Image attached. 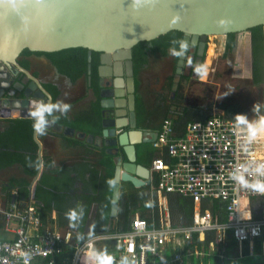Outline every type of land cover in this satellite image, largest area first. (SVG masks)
<instances>
[{
	"label": "crops",
	"instance_id": "1",
	"mask_svg": "<svg viewBox=\"0 0 264 264\" xmlns=\"http://www.w3.org/2000/svg\"><path fill=\"white\" fill-rule=\"evenodd\" d=\"M42 56L21 55L20 57H22V63L29 64V73L41 83L51 96L52 102L45 100L46 98L44 101H36L38 102V117L33 118L34 122L17 121L23 118H8L12 120L9 122L7 119L0 118V209H6L11 204L18 207L34 204L41 221V210L47 212L46 223L42 221V225L48 231L58 234L70 232L73 244L95 235L123 234L129 230L133 218L146 220L150 228L155 227L166 216L169 217L173 226L187 227L190 225L193 212L198 210L197 206L192 207L190 221L187 220V215L183 210L177 211V214L172 216L169 214L166 194L156 192V184L153 183L155 175L150 172V168L153 159L159 156L160 151L154 149L151 143L136 146L139 153H142V163L147 164L148 178L139 188L127 182H120L117 208L113 213L111 212L114 157L108 151L110 146L103 144L104 138H101L98 146L95 144V138L102 137L104 130L103 111L100 108V129L97 134L91 133L97 129L96 126H91L81 120L92 111V101L88 102L89 91L85 88V93L81 95L84 83L81 77L85 78V84H87V72L84 74L77 70L80 73H75L74 76L70 74L72 77H69L61 73L50 59ZM39 64L57 75L61 83L73 84L71 94L75 97L71 100L79 96L78 99L73 102H70L67 97L63 99L60 96L59 87L44 80L45 71L38 68ZM62 66L65 69V66ZM77 75L80 76L73 80V77ZM248 77L249 75L244 79ZM47 87L55 89L58 95L55 94L53 98ZM181 111L183 109H178L177 106L169 107L163 116L169 117L173 125L175 121L178 124L177 116ZM139 116L142 119V112ZM41 117L50 124H39ZM53 125L61 126L59 131H54ZM174 128L178 130L181 126L175 124ZM103 158H109L113 165L112 184L105 175L102 165ZM34 171L36 172L31 173ZM39 182L41 185L37 195L40 199L36 200L34 191ZM15 183L18 184L15 185ZM107 186H111L112 190ZM120 194L129 195V197L121 202L120 198L123 196L120 197ZM131 195L136 197L135 203L124 210L123 205L130 201ZM110 198L111 207L108 204ZM259 204L258 200L251 199L245 203V206L255 208ZM209 206L212 207L213 222L224 223L226 217L219 203L202 202L199 208L204 210ZM102 217L108 222L106 232H101ZM195 236L196 240H194ZM7 237L2 230L0 212V240ZM97 248L103 253L109 250L114 251L115 244L111 240H103L97 243ZM176 250L184 255L183 264H264V237L252 243L253 253H249L248 244H233L226 234L222 236L215 232L200 236L193 235L189 244H181L176 247ZM100 264H103V261Z\"/></svg>",
	"mask_w": 264,
	"mask_h": 264
},
{
	"label": "water",
	"instance_id": "2",
	"mask_svg": "<svg viewBox=\"0 0 264 264\" xmlns=\"http://www.w3.org/2000/svg\"><path fill=\"white\" fill-rule=\"evenodd\" d=\"M258 26L264 28V0H0V118H36V101L50 100L36 78L26 72L22 73L24 78L18 76L21 69L17 62L24 50L44 54L83 48L87 50L88 74L91 53H99L100 108L114 109L117 118H104L102 137L95 138L96 146L104 138L103 144L110 146L108 151L114 157L113 213L120 182L139 188L148 178V169L137 164L136 146L154 140L147 133L142 141V133L133 130V47L171 31L183 33L172 86L175 92L189 46L196 51L200 41V63L210 37L246 33L250 59L249 30ZM123 68L130 93L129 121L125 116ZM107 79L112 81L108 96L104 89L109 85L102 86ZM40 123L49 121L41 117ZM60 127L53 125V130Z\"/></svg>",
	"mask_w": 264,
	"mask_h": 264
},
{
	"label": "built area",
	"instance_id": "3",
	"mask_svg": "<svg viewBox=\"0 0 264 264\" xmlns=\"http://www.w3.org/2000/svg\"><path fill=\"white\" fill-rule=\"evenodd\" d=\"M257 126L219 113L178 130L170 118L162 120L151 142L160 153L150 172L157 177V193L187 198L198 207L187 227L173 226L168 216L151 228L146 220L133 218L123 234L73 244L70 232L58 234L42 225L34 204H11L0 209L8 236L0 240V264H183L176 247L208 232H227L253 253L252 243L264 237V133ZM251 199L259 206H245ZM202 202L219 203L226 221L214 223L212 207L201 210ZM103 240H111L115 250L100 252L97 243Z\"/></svg>",
	"mask_w": 264,
	"mask_h": 264
},
{
	"label": "flooded vegetation",
	"instance_id": "4",
	"mask_svg": "<svg viewBox=\"0 0 264 264\" xmlns=\"http://www.w3.org/2000/svg\"><path fill=\"white\" fill-rule=\"evenodd\" d=\"M250 34V33H249ZM251 36V35H250ZM200 41H197L196 44V51H194L190 46L188 47V50L186 52V56L183 60V66L181 68V74L179 76V80L177 83V89L175 92L172 91V86L174 84V77H175V70L177 66V61H178V56L177 58L175 57L174 52L170 51L167 55L161 56V55H149L147 63L150 62V60L156 59L158 56L161 59L158 64L161 66L162 73L156 75V78L154 81H149V77L152 78V74H150V70L147 68H143L142 70L138 71L137 74H135L134 67L132 64V80H133V106H134V116H135V127L133 130L135 131H140L142 133L141 140L143 141L146 137L147 133H150V135L154 136L157 135L159 132V128H156L159 124V121L162 119V116L164 115V112L169 108L173 106H177L178 109H189V110H201V111H206L209 112L207 115H204V118L209 117L214 114H221L220 111V106H217L218 110H216V107L212 105V103L208 104H203L202 101L198 100L197 98H194L191 92L189 91L194 83L197 81V77L199 79V75L201 73L202 66L204 65V60L206 57V52H207V46H208V40L205 42V45L203 47L202 55H201V62H197V52H198V47H199ZM264 43V42H263ZM249 52V49H248ZM224 53V51H223ZM223 53L221 57H223ZM179 54V52H178ZM21 56V55H20ZM44 56V55H43ZM42 56V57H43ZM44 58H47L44 56ZM17 62L21 71L18 76L24 78V75L22 73L26 72V74L31 75L29 72V64H26L25 62L22 63V57H19ZM163 60V61H162ZM98 63H99V58H98ZM233 63L236 65L238 64L236 60H233ZM257 64L258 71L256 73V86H252L249 88L250 92L252 94L257 92V97L253 99V103L250 105L252 108L253 104H257L258 107L264 105V95L261 93L264 92V57H262V54L260 52H257L256 58L252 54V41L250 42V59H247L246 61V68L248 67V79H246L249 82V85L251 84L250 82L253 79V69H254V64ZM65 66V69L69 72V74L73 75L75 73H80L83 72L84 65L81 66V70H79V66L77 63V60H72L68 64H63ZM91 66V65H90ZM88 67V64H87ZM99 67H96V75H97V69ZM38 68L44 69V80L49 81L52 83L54 86H58L59 91H60V96L64 98H68L70 102H73L78 99V97L74 98L71 100L74 95L71 94V90L74 87H71L72 85H67L63 84L59 81V77L51 70H48L47 68H44L42 64L38 65ZM79 70L80 72H77ZM87 72V68H86ZM91 68H90V73L88 74L87 72V84H85V78L81 77V81L83 83L82 85V93L83 95L85 93V88L89 91L88 92V102L94 101L96 99V94L94 91V84L92 83V76H91ZM98 76V75H97ZM34 77V76H33ZM35 78V77H34ZM124 81V85L122 86L124 90V101H125V112H126V119L129 121V90H128V83L127 79L128 77L126 76V69L123 68V75L121 77ZM90 80V81H89ZM99 82V79H98ZM40 83V82H39ZM108 84V87H105V84ZM41 84V83H40ZM112 84V81L107 79L103 82V85L105 87L104 89V94L109 95L111 92L110 85ZM87 85V86H86ZM170 85V86H169ZM42 86V85H41ZM88 87V88H87ZM45 90V89H44ZM99 92V89H98ZM50 96V95H49ZM45 100L51 101L52 98L50 96V100L46 97ZM39 101H44V98L39 100ZM101 101V98L99 99V102ZM69 103V102H68ZM141 104L142 107V119H140V113L138 112L137 105ZM229 105H236V104H229ZM238 106V105H237ZM215 108V110H214ZM103 111V118H107L109 120H116L115 114H114V109H109V110H101ZM169 118V117H166ZM165 119V118H164ZM162 122V121H161ZM160 122V124H161ZM129 123V122H128ZM156 128V129H155ZM143 145L141 144L139 146ZM146 145V144H145ZM140 150V149H139ZM137 152V164H140L144 167H146L147 164L142 163V153H139V151L136 149ZM151 163V162H150ZM147 168V167H146Z\"/></svg>",
	"mask_w": 264,
	"mask_h": 264
},
{
	"label": "trees",
	"instance_id": "5",
	"mask_svg": "<svg viewBox=\"0 0 264 264\" xmlns=\"http://www.w3.org/2000/svg\"><path fill=\"white\" fill-rule=\"evenodd\" d=\"M249 33L251 35L253 56L256 58L257 52H260L262 54V57H264V43H263L264 41H263V28H262V26H258V27H254V28L250 29ZM230 35L231 34L227 35V39L230 38ZM182 38H183L182 32L171 31V32H169L163 36L156 38L155 40H153L151 42H141V43L137 44L135 47H133V49H132V62H133L135 74H137L138 71L145 68V65L147 64V60H148L149 55L165 56L170 51H172V52H174L175 57L177 58L178 52L180 49V45L182 43ZM239 46H240V48L248 47L246 39H241L239 41ZM225 48H226V46H225ZM240 52H241V49H240ZM21 55L22 56L44 55L48 59L51 60V62L56 66V68L61 73L66 74L69 77H72V76H70V74L68 72H66V70L63 68L61 62L63 64H68L72 60H77L79 70H81V66L84 65V69H83L84 74L86 73V67L88 64V62H87V50H85L83 48L67 49V50H62L59 52L44 53V54L43 53H32V52H29L27 50H24L21 53ZM226 56H227V52L225 50L223 53V57H226ZM98 58H99V53H96V52L91 53V61H90L91 71H92L91 76H92V83L94 84V87H95L94 91L96 94V99L91 104L92 111L90 113H88L89 115L87 117H85L84 119H81L85 123H87L91 126L97 127V129L95 131L91 132L93 134L99 133V129H100V127H99V110H100L99 106L100 105H99V94H98L99 86H98V77L96 75V67L99 64ZM257 71H258L257 64L255 63L254 69H253V79L250 82L251 84L249 85V82H247V85L249 88H251L252 86H256V82H257L256 73H257ZM79 76L80 75L73 77V80ZM47 89L49 90V92L52 94V97L54 98V96L56 94L55 89H53L51 87H47ZM56 95H58V94H56ZM138 105H139L138 112L141 114V112L143 113L142 107H141V104H138ZM252 106L253 107H252L251 111H249V110H244V108L239 106V105L237 106V105H229L228 104V105L221 106L220 111H221V115L225 119L235 121V122L241 123V124H243L242 121L245 119H248L249 121H252L254 119L259 120V121L264 120L263 118L260 119L262 113L264 112V105L258 107L257 104H253ZM47 117H48V114H47ZM164 118H166V116ZM177 119H178L177 120L178 124L176 123V121L175 122L173 121L174 125L176 124L178 126H181V129H183L185 127V125L189 122L203 121L204 114L199 110L195 111V110L183 109V111H181V113L177 116ZM7 120L9 122L12 121L10 119H7ZM28 120H30L32 122L35 121V119H33V118L17 119V121H21V122L22 121H28ZM179 120L180 121L182 120L183 124ZM13 121H15V120H13ZM262 122H260V123H262ZM159 126H160V124L158 125V128H159ZM106 159H108V160L106 161ZM102 165L104 166L106 177L109 178V181L112 184L113 165H112L111 161L109 160V158H103ZM35 172L36 171L31 172V173H35ZM156 181H157V177H154L153 183L156 184ZM16 184H18V183H15V185ZM40 185H41V183L39 182L35 188V191H34V196H35L36 200L40 199V197H38V195H37ZM107 187L110 190H112L111 186H107ZM7 191H9V190H7ZM23 196L25 197V195H23ZM121 196H123V197H121ZM120 197H121L120 201L124 202L125 200H127L129 195L125 196V195L120 194ZM166 198L168 201V209H169L170 215L174 216L177 214V211L183 210L185 215H187L186 216L187 220L190 221L193 205L189 199L182 198V197H180L178 195H174V194H166ZM135 200H136V197L131 195L130 201L126 202L123 205V209L126 210L128 208V206L133 205L135 203ZM108 204L111 207V198H110ZM40 215H41L42 221L46 223L47 212H45L44 210H41ZM100 223L103 225L101 232H106L108 222H106L105 218L102 217V221ZM228 239H230V238L228 237ZM194 240H196V236L194 237ZM230 242L235 244V242L232 239H230ZM205 244H207L206 240H205ZM103 264H104V262H103Z\"/></svg>",
	"mask_w": 264,
	"mask_h": 264
},
{
	"label": "rangeland",
	"instance_id": "6",
	"mask_svg": "<svg viewBox=\"0 0 264 264\" xmlns=\"http://www.w3.org/2000/svg\"><path fill=\"white\" fill-rule=\"evenodd\" d=\"M241 39H246L247 41L248 35L246 33H240L231 34L228 39L227 36L209 38L206 57L199 79L197 77V81L189 90L194 98L202 101L203 104L212 103L216 107V110H218L217 106L236 104L243 107L244 110L248 109L251 111L252 108L250 105L258 95L257 92L254 94L250 92L247 85L248 81L244 79L248 76V67L246 68L248 47L240 48L239 41ZM209 48L213 50L212 56L208 55ZM225 50L227 56L221 57ZM160 60L158 56L145 65L150 70V74H152V78L149 77V81H154L156 75L163 72L161 66L158 64ZM233 60H236L238 64L233 63ZM261 93L264 95V92L261 91ZM201 112L204 115L209 113L206 111ZM254 120L249 121L245 119L242 123L245 125L253 124ZM259 129L264 133L263 124Z\"/></svg>",
	"mask_w": 264,
	"mask_h": 264
},
{
	"label": "clouds",
	"instance_id": "7",
	"mask_svg": "<svg viewBox=\"0 0 264 264\" xmlns=\"http://www.w3.org/2000/svg\"><path fill=\"white\" fill-rule=\"evenodd\" d=\"M262 114H263V113H262ZM263 115H264V114H263ZM261 118H263V117L261 116L260 119H261ZM262 121H263V120H262ZM262 121L255 120V121L253 122V124H248V125L253 126L255 123H257V124L259 125V123L262 122ZM257 127H258V126H257ZM258 130H259V127H258ZM226 236L230 238V235H229V233H227V232H226ZM230 239H232V238H230ZM232 240H233V239H232ZM233 241H234V240H233ZM234 242H235V241H234ZM235 243H236V242H235ZM236 244H237V243H236ZM245 244H246V243H245Z\"/></svg>",
	"mask_w": 264,
	"mask_h": 264
},
{
	"label": "bare ground",
	"instance_id": "8",
	"mask_svg": "<svg viewBox=\"0 0 264 264\" xmlns=\"http://www.w3.org/2000/svg\"><path fill=\"white\" fill-rule=\"evenodd\" d=\"M263 35H264V28H263ZM212 54H213V50H212L211 48H209V49H208V55H209V56H212ZM262 124L264 125V120H263L262 123H259L258 127H259V128L262 127ZM261 131H262V130H261ZM262 132H263V131H262Z\"/></svg>",
	"mask_w": 264,
	"mask_h": 264
}]
</instances>
